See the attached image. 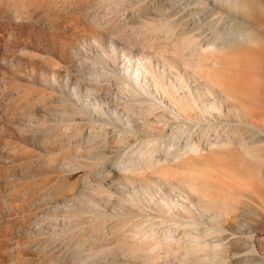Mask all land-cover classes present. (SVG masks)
Returning <instances> with one entry per match:
<instances>
[{"label": "rangeland", "instance_id": "rangeland-1", "mask_svg": "<svg viewBox=\"0 0 264 264\" xmlns=\"http://www.w3.org/2000/svg\"><path fill=\"white\" fill-rule=\"evenodd\" d=\"M199 1L0 0V264L212 263L209 253L199 260L176 251L183 228L159 213L185 214L172 204L180 193L161 169L125 173L137 140L120 141L112 116L133 114L124 81L136 76L168 106L156 90L162 78L182 77L197 92L203 80L190 52H177L192 36L182 27L205 30L202 13L226 12L237 0ZM161 111L150 124L137 113V129L159 134L171 117ZM243 244L227 245V254L248 256Z\"/></svg>", "mask_w": 264, "mask_h": 264}, {"label": "bare ground", "instance_id": "bare-ground-1", "mask_svg": "<svg viewBox=\"0 0 264 264\" xmlns=\"http://www.w3.org/2000/svg\"><path fill=\"white\" fill-rule=\"evenodd\" d=\"M232 2L226 12L202 13L197 23L207 29L195 33L182 27L192 36L182 37L177 52H190L188 65L203 80H195L196 93L182 77L168 83L155 80L156 90L170 100L168 106L157 101L154 91L136 76L124 81L133 114L126 120L117 113L112 116L122 132L116 133L120 141L126 143L127 134L137 140L131 144L134 158L121 167L125 173L144 175L161 169V176L180 193L181 199L172 204L185 214L158 212L163 222L183 228L184 245L176 246L177 252L183 251V257L199 254V260L209 253L211 264H264V238L258 245L259 235H264V21H260L264 0ZM252 7L260 19L250 11ZM161 110L171 117L159 134L148 126L137 129V113L145 114L140 119L150 124ZM249 162L260 165L259 174L251 175ZM199 207L198 215L188 216ZM167 208L172 210L171 205ZM247 214L251 221L243 229L233 224L236 217ZM201 216L209 220L201 222L205 221ZM210 237L217 240L211 242ZM241 242L249 249L248 256L227 254V245Z\"/></svg>", "mask_w": 264, "mask_h": 264}]
</instances>
